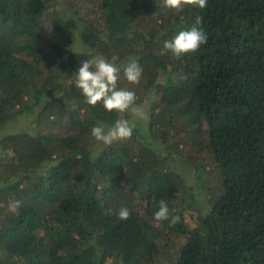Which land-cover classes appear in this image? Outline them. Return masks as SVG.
I'll return each mask as SVG.
<instances>
[{"label": "trees", "instance_id": "1", "mask_svg": "<svg viewBox=\"0 0 264 264\" xmlns=\"http://www.w3.org/2000/svg\"><path fill=\"white\" fill-rule=\"evenodd\" d=\"M68 5L0 0V128L24 114L32 125L0 137V264H264V0ZM193 25L207 34L194 53L163 48ZM81 28L90 60L143 69L117 82L145 109L126 141L91 136L119 113L65 100ZM153 197L168 220L154 221Z\"/></svg>", "mask_w": 264, "mask_h": 264}, {"label": "clouds", "instance_id": "2", "mask_svg": "<svg viewBox=\"0 0 264 264\" xmlns=\"http://www.w3.org/2000/svg\"><path fill=\"white\" fill-rule=\"evenodd\" d=\"M158 6H163L169 9L181 10L184 5H194L203 9L207 6V0H157ZM184 17L180 20L183 23ZM199 18L196 25L199 24ZM207 42V34L199 27L193 25L190 28L180 30L171 39L166 40L163 48L172 53L176 58L189 53H194L202 44ZM118 56L113 55L111 59H106L103 56L94 60L81 61L80 67L73 74L75 77L74 85L80 90L84 97V102L88 105L95 106L98 102L103 108L112 112L131 114L138 119H145V115L139 106H136V94L133 91L124 88H118L117 82L120 78L119 74L123 71L124 78L131 84H138L142 75L143 69L136 60H130L127 64L116 66ZM135 124L127 119H117L111 126H105L98 123L91 129V136L104 145L108 146L116 141H126L131 138ZM21 207L19 200L10 201L8 209L10 212H17ZM153 207L157 210L153 214V219L156 222H161L169 219V208L167 203L161 199L156 201L153 197ZM112 210L107 209L106 213L111 214ZM118 218L126 220L130 216V212L126 207L119 209ZM179 222L178 216H172L170 223L176 224Z\"/></svg>", "mask_w": 264, "mask_h": 264}, {"label": "rangeland", "instance_id": "3", "mask_svg": "<svg viewBox=\"0 0 264 264\" xmlns=\"http://www.w3.org/2000/svg\"><path fill=\"white\" fill-rule=\"evenodd\" d=\"M59 1H60L61 5H63L59 14L63 13L65 16H68V14L71 15V10H70V7L68 5V0H59ZM89 33H91V32H88V31L84 30L83 28H81L78 31V34L76 35V37H74L73 46L70 47L71 52H74L76 55V60H77V63L79 64V67H80L81 61L89 59L88 58V50H87V48H88L87 47L88 34ZM95 58H98V57H94L92 60H94ZM68 90H69L68 93H66V90L64 91L65 93L64 92L63 93H64L65 100L68 101L69 103H74L83 97L80 90H78L74 84ZM140 109L142 111L145 110L144 108H140ZM119 115H120V118H123L122 113H119ZM123 119H127L131 123H134L137 128L139 126L141 131L144 132V129H145L144 121H145V119L135 118L131 114V112H129V117L123 118ZM31 127H32V125L30 124L29 114L20 115L17 118L5 123L0 128V137L2 136L3 131L14 132V131H18V130H30ZM3 158H4V153L1 154L0 160H2ZM182 166H184V165H182Z\"/></svg>", "mask_w": 264, "mask_h": 264}]
</instances>
